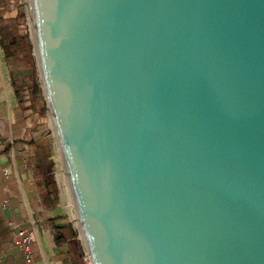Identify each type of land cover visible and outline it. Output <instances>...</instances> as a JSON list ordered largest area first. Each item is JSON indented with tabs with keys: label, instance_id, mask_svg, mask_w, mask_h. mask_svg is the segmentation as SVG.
Listing matches in <instances>:
<instances>
[{
	"label": "water",
	"instance_id": "water-1",
	"mask_svg": "<svg viewBox=\"0 0 264 264\" xmlns=\"http://www.w3.org/2000/svg\"><path fill=\"white\" fill-rule=\"evenodd\" d=\"M90 264H264V0H27Z\"/></svg>",
	"mask_w": 264,
	"mask_h": 264
},
{
	"label": "crops",
	"instance_id": "crops-1",
	"mask_svg": "<svg viewBox=\"0 0 264 264\" xmlns=\"http://www.w3.org/2000/svg\"><path fill=\"white\" fill-rule=\"evenodd\" d=\"M23 7L20 0H0V43L8 47L15 37L19 40L10 57L0 44V137L9 145L0 155V264H25L16 248L24 236L31 240L32 264H74L78 235L59 244L54 237L59 225L71 224L75 231L74 209L54 171L50 131L42 134L41 117L28 108L33 83L40 89L41 83ZM40 95L44 101L42 89Z\"/></svg>",
	"mask_w": 264,
	"mask_h": 264
},
{
	"label": "trees",
	"instance_id": "trees-1",
	"mask_svg": "<svg viewBox=\"0 0 264 264\" xmlns=\"http://www.w3.org/2000/svg\"><path fill=\"white\" fill-rule=\"evenodd\" d=\"M18 38L15 37L9 42L8 47H6L5 43H0L1 47L4 50L5 56L10 57L15 54L14 51H10V48H15L18 46ZM41 89L38 85V83H33L32 88L30 90V98L28 100L29 105L28 108L31 109L35 114H37L40 117L44 116L45 113V103L40 95ZM9 149V145L5 144L3 147H0V155L6 153ZM68 236L72 238H76L77 234L75 231L72 230L71 224L67 225H59L54 228V237H55V243L59 244L62 243ZM84 252L81 247V245L78 244V256H76V260L74 264H80L83 262ZM83 264V263H82Z\"/></svg>",
	"mask_w": 264,
	"mask_h": 264
},
{
	"label": "built area",
	"instance_id": "built-area-1",
	"mask_svg": "<svg viewBox=\"0 0 264 264\" xmlns=\"http://www.w3.org/2000/svg\"><path fill=\"white\" fill-rule=\"evenodd\" d=\"M7 142L12 143V141L10 139L7 140ZM4 144L3 139L0 137V147H2ZM3 176L6 177L7 176V172L4 170L3 171ZM3 205H6V201L3 203ZM71 223L74 227L75 232L77 233L78 237H81L80 231H79V226L77 223V219H76V215L73 212V216H72V220ZM30 238L28 236H24L21 237L17 242H16V248L19 252V254L21 255V257L23 258V261L25 262V264H32V255H31V251H30ZM81 245H82V249L84 252V257L83 260L85 262V264H90L89 259L86 255L85 249H84V245L81 241Z\"/></svg>",
	"mask_w": 264,
	"mask_h": 264
},
{
	"label": "rangeland",
	"instance_id": "rangeland-1",
	"mask_svg": "<svg viewBox=\"0 0 264 264\" xmlns=\"http://www.w3.org/2000/svg\"><path fill=\"white\" fill-rule=\"evenodd\" d=\"M21 1V4L24 9V11H26V7H27V0H20ZM27 31H28V34L30 35L31 37V28H30V24H29V21L27 20ZM32 40V38H31ZM42 120H40L39 122H41L42 124V134H44L45 132H49L50 131V138L52 139V144H53V150H54V159L56 160V165L54 166V171L56 170V174L58 173V175L60 176V178L62 179V182L63 184L65 185V187L67 188V185H66V181H65V176H64V171H63V168H62V164H61V161H60V158H59V154H58V149H57V144H56V141H55V137H54V134H53V131H52V125H51V122H50V117L45 109V113H44V116L41 117ZM81 241H82V237H78ZM80 241V243H81ZM83 243V241H82Z\"/></svg>",
	"mask_w": 264,
	"mask_h": 264
}]
</instances>
